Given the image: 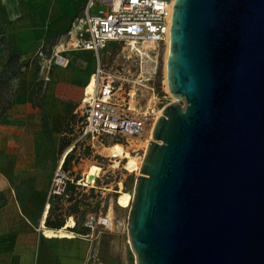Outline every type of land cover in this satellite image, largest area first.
Listing matches in <instances>:
<instances>
[{
	"label": "water",
	"instance_id": "water-1",
	"mask_svg": "<svg viewBox=\"0 0 264 264\" xmlns=\"http://www.w3.org/2000/svg\"><path fill=\"white\" fill-rule=\"evenodd\" d=\"M165 80L128 208L135 264H264V0H173Z\"/></svg>",
	"mask_w": 264,
	"mask_h": 264
},
{
	"label": "crops",
	"instance_id": "crops-1",
	"mask_svg": "<svg viewBox=\"0 0 264 264\" xmlns=\"http://www.w3.org/2000/svg\"><path fill=\"white\" fill-rule=\"evenodd\" d=\"M88 1L0 0V39L7 43L4 60L17 55L20 63L30 65ZM96 8L95 4L91 11ZM35 80L39 79L32 66L13 79L15 100L0 116V264H84L87 244L76 237H50L44 230L56 233L63 226L49 228L43 218L56 170L54 141L65 134V123L75 111L74 79L64 67H56L37 93ZM45 118L49 137L42 133Z\"/></svg>",
	"mask_w": 264,
	"mask_h": 264
},
{
	"label": "rangeland",
	"instance_id": "rangeland-1",
	"mask_svg": "<svg viewBox=\"0 0 264 264\" xmlns=\"http://www.w3.org/2000/svg\"><path fill=\"white\" fill-rule=\"evenodd\" d=\"M141 46L148 47L149 59H144L141 53L129 52L125 43L117 42L108 43L98 53L72 51L67 55L69 62L64 69L74 79L75 111L73 118L67 120L70 125L64 129L65 134L55 138L56 170L49 187L54 188V180H58L60 189L64 190L50 196L47 201L49 206H46L43 213L45 221L61 218L64 223L56 233L45 230L44 233H48L50 237H76L86 243L87 256L84 264H135L127 237V215L150 130L140 138L117 142L108 137L96 140L83 135V118L76 109L83 105L82 92L90 86L92 75L99 65L105 72L119 77L118 81L122 86L115 96L126 97L129 93L137 107L153 110L157 119L162 108L173 101L165 80L166 46H151L146 43ZM48 47L46 46L47 50ZM6 48L7 43L0 39L1 65L5 63ZM29 66L33 67V75L39 79L33 83V91L40 92L49 80L43 81L42 72L34 59ZM56 67L51 69L50 79ZM12 82L13 79L0 88V106L3 104L2 100L14 102ZM179 102L183 104V101ZM42 128L43 136L49 137L46 118L42 119ZM67 154L69 158L62 167ZM104 217L109 218L112 226L98 223V219ZM32 221L37 222L36 217Z\"/></svg>",
	"mask_w": 264,
	"mask_h": 264
},
{
	"label": "built area",
	"instance_id": "built-area-1",
	"mask_svg": "<svg viewBox=\"0 0 264 264\" xmlns=\"http://www.w3.org/2000/svg\"><path fill=\"white\" fill-rule=\"evenodd\" d=\"M95 4L96 10L91 11ZM172 5L173 0H89L48 50L42 48L34 55L43 81L50 79L53 67L68 65L67 55L72 51L98 53L112 42L125 43L129 52L137 54L140 51L131 43L166 46ZM94 75L92 92L89 95L83 90V105L76 109L83 118V135L96 140L108 137L117 142L147 133L156 121L154 111L137 107L129 93L126 97L115 96L122 86L117 75L105 72L99 65ZM54 182L48 199L64 190L60 189L58 180ZM98 223L112 226L108 217L99 218Z\"/></svg>",
	"mask_w": 264,
	"mask_h": 264
},
{
	"label": "trees",
	"instance_id": "trees-1",
	"mask_svg": "<svg viewBox=\"0 0 264 264\" xmlns=\"http://www.w3.org/2000/svg\"><path fill=\"white\" fill-rule=\"evenodd\" d=\"M28 63H20L18 60L17 55H10L7 60L5 61L3 65V70L0 72V88H2L5 84H7L9 81L17 77L19 74L22 73V70L26 67H28ZM3 104L0 106V116L3 114V112L9 108L13 102L10 100H2ZM74 114H72L69 118H73ZM69 120V119H68ZM69 121H66L65 128L69 127ZM69 158V154L66 155L62 167L65 166L67 160ZM0 201L2 202L3 199L0 195ZM63 219L58 218L55 221H49V219H46L45 225L52 229H59L63 226Z\"/></svg>",
	"mask_w": 264,
	"mask_h": 264
},
{
	"label": "bare ground",
	"instance_id": "bare-ground-1",
	"mask_svg": "<svg viewBox=\"0 0 264 264\" xmlns=\"http://www.w3.org/2000/svg\"><path fill=\"white\" fill-rule=\"evenodd\" d=\"M134 47H136L139 51H140V53L143 55L142 57L145 59V58H147V59H149L150 58V56H149V54H148V47L147 46H141V45H137L136 43H131ZM145 44V43H144ZM147 44V43H146ZM149 45H151L152 46V44H149ZM168 51H169V39H168V41H167V44H166V47H165V53H164V57H165V60H166V57H167V54H168ZM93 76V78H92V80L90 81V86L87 88V90H86V93L87 94H89L90 95V93L92 92V89H93V87H94V85H95V75L93 74L92 75ZM162 114H161V111H160V113L158 114V117H157V119L161 116ZM156 119V120H157ZM155 123V122H154ZM154 123H153V125H154ZM153 125L151 126V128H150V131H149V136H148V138H147V140H146V142H145V145H148L149 144V142L148 141H150L151 140V138H150V135H151V131H152V127H153ZM144 145V146H145ZM127 148V147H126ZM141 165V164H140ZM60 167L61 166H59L58 168L60 169ZM91 179V178H90ZM89 179V180H90ZM131 199H132V196H131ZM49 206V203H47L46 205H45V208H46V206Z\"/></svg>",
	"mask_w": 264,
	"mask_h": 264
}]
</instances>
